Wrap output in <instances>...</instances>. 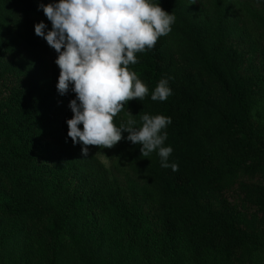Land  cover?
Instances as JSON below:
<instances>
[{
	"label": "trees",
	"instance_id": "16d2710c",
	"mask_svg": "<svg viewBox=\"0 0 264 264\" xmlns=\"http://www.w3.org/2000/svg\"><path fill=\"white\" fill-rule=\"evenodd\" d=\"M152 2L175 23L136 54L148 95L113 122L171 117L179 170L123 132L119 176L67 135L75 93H58V53L26 29L35 0H0V264H264V122L251 113L264 96V0ZM161 78L173 94L153 101Z\"/></svg>",
	"mask_w": 264,
	"mask_h": 264
},
{
	"label": "clouds",
	"instance_id": "9594fccd",
	"mask_svg": "<svg viewBox=\"0 0 264 264\" xmlns=\"http://www.w3.org/2000/svg\"><path fill=\"white\" fill-rule=\"evenodd\" d=\"M39 8L52 27L45 32L47 25L40 21L35 34L58 53V93H75L69 102L73 116L66 121L67 135L81 145L83 156L88 157L89 146H115L127 132L126 139L141 146V156L157 152L162 168L178 171L179 165L169 162L173 148L164 144L171 117L144 113L137 127L128 110L126 122L119 127L113 122L125 104L148 95L147 85L129 66L138 63L137 53L153 49L171 32L175 15L152 0H58L40 3ZM172 94L169 79L161 78L151 99L163 102Z\"/></svg>",
	"mask_w": 264,
	"mask_h": 264
},
{
	"label": "rangeland",
	"instance_id": "374dc122",
	"mask_svg": "<svg viewBox=\"0 0 264 264\" xmlns=\"http://www.w3.org/2000/svg\"><path fill=\"white\" fill-rule=\"evenodd\" d=\"M242 6H249L253 10L255 9L254 5L257 6L258 2L261 0H239ZM50 2H58V0H35V11L30 14L28 17V20L26 23V29L30 28L31 26H34L36 23L43 21L47 27L46 31L51 30V22L47 19L45 16L43 10L39 8L40 3H50ZM252 3V6L249 5ZM238 15L242 14V11L237 12ZM239 23L246 24L245 21H240ZM253 27H249V33L252 34ZM47 42V41H46ZM49 51H55L54 48L49 47ZM48 53H46L47 55ZM0 94H3V88L0 87ZM258 101L253 105L251 108L252 117L257 119L260 122H264V96L263 98L258 97ZM89 152L93 154L107 169H112L117 175H122L125 171V165L124 162L121 160V158L118 155V143L111 147V148H99L98 146H89ZM92 217V215L90 216ZM95 223V221H92ZM109 227L111 226V221L108 223ZM142 263L141 258L139 259V264ZM138 264V263H137ZM143 264V263H142Z\"/></svg>",
	"mask_w": 264,
	"mask_h": 264
}]
</instances>
